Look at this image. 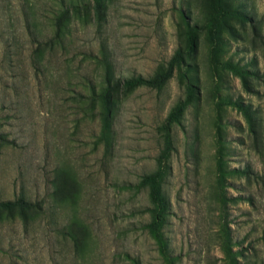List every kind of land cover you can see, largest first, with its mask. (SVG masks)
<instances>
[{"label": "rangeland", "instance_id": "rangeland-1", "mask_svg": "<svg viewBox=\"0 0 264 264\" xmlns=\"http://www.w3.org/2000/svg\"><path fill=\"white\" fill-rule=\"evenodd\" d=\"M215 1L0 0V200L37 203L0 208V264H168L143 227L152 203L139 186L160 162L175 264H227L219 152L225 168L248 167L226 176V221L243 264H264V0H221L250 20L213 26ZM189 24L185 63L160 88L114 93L104 130L93 92L107 64L116 78L154 77L190 47ZM229 61L258 76L245 82ZM189 82L196 94L170 124L169 149L168 116ZM223 98L256 112V133Z\"/></svg>", "mask_w": 264, "mask_h": 264}, {"label": "trees", "instance_id": "trees-1", "mask_svg": "<svg viewBox=\"0 0 264 264\" xmlns=\"http://www.w3.org/2000/svg\"><path fill=\"white\" fill-rule=\"evenodd\" d=\"M215 15L213 17V26L219 24V17L230 16L234 17L243 21L250 20L248 14L238 8H231L226 7L222 4L221 0H216L213 5ZM97 13L100 14V4L97 5ZM190 28V36L192 38L190 47L186 50L179 48L176 50L174 56L169 61V64L165 70L160 73H157L154 77H146L143 75H133L128 78H116L111 74V65L107 64L106 66V73H105V86L103 87L100 93H97L94 89L93 96L95 99H100L102 102V106L104 108V130H107L110 125V119L113 116V109H112V97L114 93L118 92L119 90H131L136 87L140 86H149L152 88H160L165 84V82L171 78L174 74L176 67L180 64H184L186 60V54L191 53L195 47L194 41V29L193 26L189 24ZM227 67L234 71L235 74L239 75L245 82L247 81L249 76L257 77L258 73L254 70L245 69L239 63H235L232 61L227 62ZM187 70V68H186ZM185 75L186 72H184ZM188 95L184 100H180L177 105L171 110L168 116V127H167V137L166 143L167 147L170 149L172 145V136L170 133V124L173 122H179L181 116L183 115L185 109L193 102L196 90L195 86L189 82L187 84ZM223 100L230 105L236 107L240 110L249 126L252 129V132L256 133V126L258 124L256 118V112L252 110L248 105H246L242 101L234 100L232 98H223ZM218 142L220 146V150L223 149L224 144V136L218 128ZM219 172H218V184L220 187V193L218 200L221 204V217L224 220L221 223L220 228V239H221V248L224 253V259L226 260L227 264H243L241 259H246V254L243 251L240 241L234 239L233 235L230 231L229 223L226 221V210L225 207L227 205L228 197L223 192L226 187V176L228 174L234 173H243L248 174L249 170L248 167L244 169L234 168V169H227L225 168V164L223 161V153L219 152ZM167 155H165L166 157ZM162 162H160L159 169L151 174H145L142 176V179L139 183V186H148L149 187V196L152 203V207L147 208L152 212V219L150 222L143 225L145 229L148 230L150 235L154 238L158 250L162 257L168 264H175L177 260V256H174L170 252L169 244L164 234V227L167 223V219L170 213V202L167 199L165 192L163 190V182L165 177V169L162 166ZM17 207L20 210H28L33 207H37V203L26 200L24 198H17L14 200H0V208H14ZM245 263V262H244ZM247 264V263H246Z\"/></svg>", "mask_w": 264, "mask_h": 264}]
</instances>
